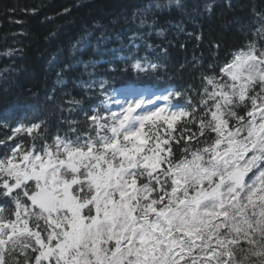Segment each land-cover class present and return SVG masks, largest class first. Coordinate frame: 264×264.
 Instances as JSON below:
<instances>
[{"label": "snow or ice", "instance_id": "obj_1", "mask_svg": "<svg viewBox=\"0 0 264 264\" xmlns=\"http://www.w3.org/2000/svg\"><path fill=\"white\" fill-rule=\"evenodd\" d=\"M172 3L180 6L149 3L131 22L142 28ZM253 14L258 26H239L245 43L229 59L214 56L205 70L194 58L198 85L109 89L93 78L100 62L85 63L82 86L98 85L103 99L79 109L83 128L65 118L63 134L49 137L44 121L5 122L0 264H264V13ZM139 38L129 36L128 47L138 49ZM87 43L86 33L71 55ZM120 60L107 71L146 77L161 67ZM80 103L70 98L64 110ZM23 135L30 147L15 143Z\"/></svg>", "mask_w": 264, "mask_h": 264}, {"label": "trees", "instance_id": "obj_2", "mask_svg": "<svg viewBox=\"0 0 264 264\" xmlns=\"http://www.w3.org/2000/svg\"><path fill=\"white\" fill-rule=\"evenodd\" d=\"M157 2L169 5V0H0V140L11 135L5 122L15 126L44 121L49 137L57 131L63 134L68 127L65 118L76 119L83 128L79 109L91 110L103 99L98 85L96 92L82 86L90 79L85 63L100 62L93 78L107 79L109 89L129 82L158 92L198 85L201 69L193 67L194 58L205 70L215 62L214 56L219 62L229 59L245 43L239 26L254 29L258 20L253 12L264 13V0H180V6L172 3L154 10L148 15L149 23L137 28L132 14ZM65 9L70 11L65 14ZM86 33L88 43L72 56V45ZM133 33L140 37L138 49L128 47ZM216 43L218 52L213 48ZM9 51L12 54L5 55ZM129 55L147 57L161 67L146 77L107 71L110 65L123 67L120 57ZM57 73H62L60 83ZM73 97L81 103L70 115L64 110L65 101ZM15 143L27 148L31 140L23 135ZM5 151L0 144V155Z\"/></svg>", "mask_w": 264, "mask_h": 264}]
</instances>
